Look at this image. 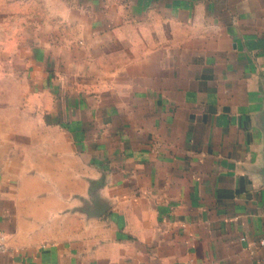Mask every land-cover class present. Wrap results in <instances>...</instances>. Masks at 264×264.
I'll use <instances>...</instances> for the list:
<instances>
[{
    "label": "crops",
    "instance_id": "1",
    "mask_svg": "<svg viewBox=\"0 0 264 264\" xmlns=\"http://www.w3.org/2000/svg\"><path fill=\"white\" fill-rule=\"evenodd\" d=\"M264 0H0V264H264Z\"/></svg>",
    "mask_w": 264,
    "mask_h": 264
},
{
    "label": "built area",
    "instance_id": "2",
    "mask_svg": "<svg viewBox=\"0 0 264 264\" xmlns=\"http://www.w3.org/2000/svg\"><path fill=\"white\" fill-rule=\"evenodd\" d=\"M262 243L264 244V241H262ZM4 248V244H0V249H3Z\"/></svg>",
    "mask_w": 264,
    "mask_h": 264
}]
</instances>
